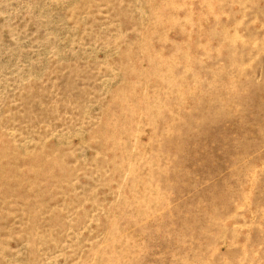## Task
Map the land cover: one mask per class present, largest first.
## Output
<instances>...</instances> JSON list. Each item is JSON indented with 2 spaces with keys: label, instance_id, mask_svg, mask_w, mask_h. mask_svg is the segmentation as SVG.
Wrapping results in <instances>:
<instances>
[{
  "label": "rangeland",
  "instance_id": "obj_1",
  "mask_svg": "<svg viewBox=\"0 0 264 264\" xmlns=\"http://www.w3.org/2000/svg\"><path fill=\"white\" fill-rule=\"evenodd\" d=\"M0 264H264V0H0Z\"/></svg>",
  "mask_w": 264,
  "mask_h": 264
}]
</instances>
